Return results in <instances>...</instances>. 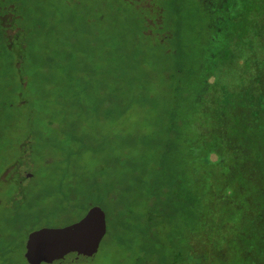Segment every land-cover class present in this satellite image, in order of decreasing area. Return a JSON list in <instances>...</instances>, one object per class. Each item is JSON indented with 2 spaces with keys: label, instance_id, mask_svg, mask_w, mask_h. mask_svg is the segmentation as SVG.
<instances>
[{
  "label": "rangeland",
  "instance_id": "obj_1",
  "mask_svg": "<svg viewBox=\"0 0 264 264\" xmlns=\"http://www.w3.org/2000/svg\"><path fill=\"white\" fill-rule=\"evenodd\" d=\"M196 2L0 0L11 36V59L0 42V264H53L25 245L28 233L75 223L92 206L107 232L92 261L68 264H192L222 240L207 185L190 180L209 158L194 147L187 96L202 39ZM253 3L208 82L221 101L239 100L235 114L248 105L243 119L255 115L264 131V0ZM170 169L180 200L162 214L148 201Z\"/></svg>",
  "mask_w": 264,
  "mask_h": 264
},
{
  "label": "trees",
  "instance_id": "obj_2",
  "mask_svg": "<svg viewBox=\"0 0 264 264\" xmlns=\"http://www.w3.org/2000/svg\"><path fill=\"white\" fill-rule=\"evenodd\" d=\"M200 1L204 8L203 15H198L200 2L193 6L197 11L198 27L195 28L202 39L198 42L199 51L193 63L195 66L189 71V80H193L195 88L189 91L187 96L192 98V103L195 104L192 113L196 112L198 115L191 125L202 139L199 140L202 143L191 145L198 147L202 158L208 155L211 158L214 155L216 160L208 158L200 162L201 170L190 180L194 183L202 180V184L207 185L205 193L212 198L208 205L216 213L213 214L214 221L208 222L207 216V222L204 224L210 223L219 229H227H224L220 242L219 234L215 236L218 239H213V242L219 243L208 245L210 256H200L191 263L206 264L207 260V264H215L216 256L212 251L220 249V264H264V131L260 129L261 125L256 121L255 115L243 119V116L249 114L248 105H243L240 108L241 113L235 114L239 100L226 94L221 101L214 85L208 82L222 70V65L226 67L224 63L229 58L231 28L243 11L251 6L253 0ZM3 26L4 23L0 22L1 50L10 57L11 36ZM5 63L6 56L1 55L0 67ZM10 63L12 64V61ZM228 69H224L222 73ZM6 81V78L1 79L0 86ZM194 154L193 158L197 151ZM166 174L173 175L167 176L163 182L154 181L158 186L154 188L156 192H153L148 201L152 209L162 214H166L168 207L177 208L180 200L174 195L178 193L170 192L169 187L174 185L173 178H177L178 174L172 169ZM217 201L220 208L224 209L222 214L219 212ZM233 211L234 220L230 219ZM231 241L236 244H231ZM184 250L185 255L186 246Z\"/></svg>",
  "mask_w": 264,
  "mask_h": 264
},
{
  "label": "water",
  "instance_id": "obj_3",
  "mask_svg": "<svg viewBox=\"0 0 264 264\" xmlns=\"http://www.w3.org/2000/svg\"><path fill=\"white\" fill-rule=\"evenodd\" d=\"M106 232L104 211L92 206L75 223L28 233L25 245L53 264L87 263L95 258Z\"/></svg>",
  "mask_w": 264,
  "mask_h": 264
},
{
  "label": "flooded vegetation",
  "instance_id": "obj_4",
  "mask_svg": "<svg viewBox=\"0 0 264 264\" xmlns=\"http://www.w3.org/2000/svg\"><path fill=\"white\" fill-rule=\"evenodd\" d=\"M28 177H29L28 175H25L24 177H21V179L22 180H24V179L27 180V179H29Z\"/></svg>",
  "mask_w": 264,
  "mask_h": 264
}]
</instances>
